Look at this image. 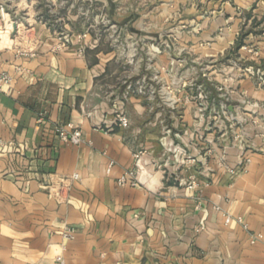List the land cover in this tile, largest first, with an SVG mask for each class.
Returning <instances> with one entry per match:
<instances>
[{
    "label": "crops",
    "instance_id": "0c3cea01",
    "mask_svg": "<svg viewBox=\"0 0 264 264\" xmlns=\"http://www.w3.org/2000/svg\"><path fill=\"white\" fill-rule=\"evenodd\" d=\"M0 5V72L13 80L0 92V264H57L58 257L63 264H264V136H241L243 146L209 132L178 136L196 121L189 113H172L164 132L148 102L111 84L125 60L111 45L113 34L119 29L137 39L143 51L149 41L165 42L168 25L146 23L116 0ZM89 10L95 19L109 17L108 36L97 37L96 24H82ZM211 13L202 23V38L213 41L206 58L239 42L236 23L232 32L214 35L235 10L225 5ZM252 60L260 74L258 84L249 81L254 103L228 106L231 115L243 109L264 117V50ZM117 110L128 116V128L112 125ZM68 122L82 131L78 146L62 143L55 132ZM166 140L186 147L194 164L168 161ZM137 150L144 151L142 185H118ZM74 175L77 180L61 181ZM190 176L198 184L193 190L180 185ZM67 229L70 240L63 237ZM253 235L260 236L255 243Z\"/></svg>",
    "mask_w": 264,
    "mask_h": 264
},
{
    "label": "rangeland",
    "instance_id": "374dc122",
    "mask_svg": "<svg viewBox=\"0 0 264 264\" xmlns=\"http://www.w3.org/2000/svg\"><path fill=\"white\" fill-rule=\"evenodd\" d=\"M116 3L121 9L131 7L141 12L146 23L159 21L168 25L161 34L165 42L149 41L143 51L137 39L126 38L119 29L111 42L125 59L116 66L117 77L111 84L124 86L129 96L148 102L157 126L167 132L172 113L176 118L189 113L196 116V121L181 127L178 136H204L209 132L212 136H232L231 142L240 146L244 145L241 136H264V117L243 109L231 115L227 110L228 106L254 103L248 86L249 81L258 84L260 78L253 70L252 58L264 50V0H116ZM225 5L237 15L214 35L222 37L225 31L232 32L236 23L239 42L227 53L206 58L203 53L212 48L213 41L202 38V23L210 21L213 10ZM95 15L89 10L82 24H96L92 29L96 36H108L109 17L99 14L95 19ZM104 39L108 47V40ZM170 142L166 140L164 147ZM180 147L188 155V149Z\"/></svg>",
    "mask_w": 264,
    "mask_h": 264
},
{
    "label": "built area",
    "instance_id": "2783aa9c",
    "mask_svg": "<svg viewBox=\"0 0 264 264\" xmlns=\"http://www.w3.org/2000/svg\"><path fill=\"white\" fill-rule=\"evenodd\" d=\"M4 13V7L3 5H0V16H3ZM86 35H81L80 38H85ZM59 44L58 48H62L65 46V41L62 36H59L58 38ZM12 77L5 73L0 72V92H3L5 89H8L12 85ZM112 125L117 126L121 129H126L130 125V121L128 116L123 110H117L115 113L114 120L112 122ZM55 132L59 138V140L67 145L71 146H78L82 142V131L79 128V126L75 125L72 122H68L64 125H57L55 127ZM166 153L170 154L172 158L170 159V156L168 157V161L172 160L176 164H186L190 162L191 164H194L195 160L192 158H188V155H186V149L181 148L178 145H174L172 142L168 143L166 146ZM144 154L143 150H137L133 153V159L135 161L134 166L130 169H128L125 174L118 180V185L123 186L125 184H129L132 187H140L142 184L139 179V175L141 173V168L139 167L138 163L140 159L142 158ZM186 162V163H185ZM114 165V161L110 160L107 166V171H109L112 166ZM78 176L74 175L70 178H61V181L63 182H69L72 180H77ZM180 185L185 186L188 189H195L197 188L198 184L196 182L195 176H190L187 181L180 180ZM215 210H219L216 206L213 207ZM239 223H242V220L240 218L237 219ZM230 218L227 216L225 223H229ZM63 237L67 240H70L73 238V231L72 230H65L63 233ZM260 239L259 235H253L251 237L250 242L255 243ZM57 264H63L62 258L58 257L55 261ZM32 264H41V263H32Z\"/></svg>",
    "mask_w": 264,
    "mask_h": 264
}]
</instances>
